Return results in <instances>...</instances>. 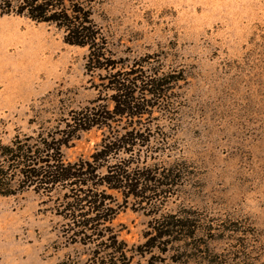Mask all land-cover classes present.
<instances>
[{
    "label": "rangeland",
    "instance_id": "rangeland-1",
    "mask_svg": "<svg viewBox=\"0 0 264 264\" xmlns=\"http://www.w3.org/2000/svg\"><path fill=\"white\" fill-rule=\"evenodd\" d=\"M93 18L115 58L152 56L150 68L183 74L144 118L152 137L142 154L187 168L155 202L122 208L119 238L138 245L154 216L188 211L206 229L193 240L200 247L154 249V264H264V0H98ZM87 52L53 25L0 16L1 143L92 102ZM101 133H81L65 159L88 156ZM56 197L0 196V264H84L90 247L63 234Z\"/></svg>",
    "mask_w": 264,
    "mask_h": 264
},
{
    "label": "trees",
    "instance_id": "trees-1",
    "mask_svg": "<svg viewBox=\"0 0 264 264\" xmlns=\"http://www.w3.org/2000/svg\"><path fill=\"white\" fill-rule=\"evenodd\" d=\"M97 2L0 0V16L14 14L53 25L62 31L65 43L86 47L85 71L98 77L97 96L90 104L61 111L32 135L17 134L9 144L0 142V196L28 189L47 199L57 194L56 214L67 220L63 234L71 243L90 247L84 264H154V249L167 253L182 246L200 247L193 240L206 229L194 214L154 216L145 240L130 247L112 222L129 202L141 206L169 192L187 168L180 160L159 166L152 150L142 154L152 137L144 134V118L168 103L169 84L182 81L183 74L174 68H150L152 56L129 64L115 58L93 18ZM93 128L102 131L97 147L86 157L65 159L63 149ZM146 254V261L133 260Z\"/></svg>",
    "mask_w": 264,
    "mask_h": 264
}]
</instances>
